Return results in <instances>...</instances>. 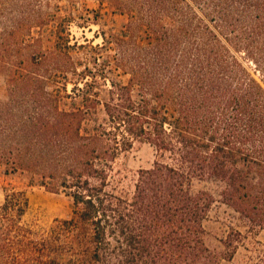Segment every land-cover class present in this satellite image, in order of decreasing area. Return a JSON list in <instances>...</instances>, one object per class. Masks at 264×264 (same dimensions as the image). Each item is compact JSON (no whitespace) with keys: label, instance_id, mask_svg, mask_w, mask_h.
<instances>
[{"label":"trees","instance_id":"16d2710c","mask_svg":"<svg viewBox=\"0 0 264 264\" xmlns=\"http://www.w3.org/2000/svg\"><path fill=\"white\" fill-rule=\"evenodd\" d=\"M100 1L128 15L109 41L115 68L129 77L111 80L105 100L90 74L64 95L49 88L53 75L68 81L81 64L73 17L61 16L56 0H11L9 23L0 22V39L14 41L0 42L8 91L0 99V165L73 199L69 218L34 230L24 221L27 194L5 186L0 264L232 260L264 227V0ZM51 22L49 50L32 30ZM63 97L73 98L69 106ZM136 141L151 144L157 158L126 190L117 159ZM195 180L219 182L221 200L247 228L231 225L222 249L207 242L216 198Z\"/></svg>","mask_w":264,"mask_h":264},{"label":"rangeland","instance_id":"374dc122","mask_svg":"<svg viewBox=\"0 0 264 264\" xmlns=\"http://www.w3.org/2000/svg\"><path fill=\"white\" fill-rule=\"evenodd\" d=\"M3 2V4H2ZM0 0V22L9 23L11 0ZM59 5L61 16H72L71 32L72 43L78 42L77 48L73 51L77 60H80L78 75H70L68 81L63 73L53 75L50 79L49 88L59 89L61 95L65 94V86L68 92L72 91L74 82L83 85L82 80L86 75L90 81H96L97 89L101 99H108L111 80L126 82L128 75L122 70L116 69L114 65L115 47L109 39L112 33H118L128 21V15L115 10L107 1L100 0H56ZM53 6V9L56 7ZM49 11V7L45 8ZM56 23L51 22L41 28H33L32 36L41 40L44 49L52 50L55 41L54 30ZM2 26V23H0ZM108 39H104L103 35ZM6 37V36H5ZM33 38H27L28 41ZM1 43H14L9 39H0ZM61 48H64L62 43ZM54 58L51 54L43 58V63L50 68ZM84 71L86 74H84ZM106 72L108 80L103 78ZM8 96L5 76L0 73V99ZM80 102L81 97H74ZM73 98L63 97L61 105L67 107ZM102 107L99 114L102 117ZM157 158L155 148L147 142L136 141L133 147L122 152L117 159L118 184L121 188L132 190L137 178L139 169L149 168ZM24 190L29 199V207L24 216V221L34 230H42L48 227L55 218H69L73 212V199L65 193H54L45 189L37 182L32 183L27 174L20 171L16 173H5V166L0 165V204L4 199V187ZM195 189H207L215 196L209 217L205 222L208 234L207 242L214 249H222L221 239L225 237L230 226L233 225L246 232L235 212L220 198L221 184L213 180H195ZM264 250V227L255 234H250L239 247L234 258L230 261L222 260L220 264H258L259 256Z\"/></svg>","mask_w":264,"mask_h":264}]
</instances>
